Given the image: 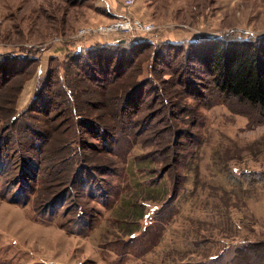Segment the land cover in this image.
Returning a JSON list of instances; mask_svg holds the SVG:
<instances>
[{"label":"rangeland","instance_id":"obj_1","mask_svg":"<svg viewBox=\"0 0 264 264\" xmlns=\"http://www.w3.org/2000/svg\"><path fill=\"white\" fill-rule=\"evenodd\" d=\"M124 16L154 31L95 32ZM217 37L264 40V0H0V264H264V115L189 96L206 77L178 79L185 54L154 62ZM119 42L143 43L113 86L69 67ZM143 82L134 126L79 131Z\"/></svg>","mask_w":264,"mask_h":264},{"label":"trees","instance_id":"obj_2","mask_svg":"<svg viewBox=\"0 0 264 264\" xmlns=\"http://www.w3.org/2000/svg\"><path fill=\"white\" fill-rule=\"evenodd\" d=\"M204 41L199 40L189 44H163L159 46L154 62L163 60L165 53L172 49L177 52L174 58L176 62L182 54H185V57L181 60L182 63H179L175 69L176 73L181 74L178 79L183 80L188 71V64L190 67L196 66L198 68L193 71L198 72L199 77L201 75L206 77L204 79L206 80L205 84L196 86V88L191 89L192 83L187 82L188 89L193 90L189 96L199 97L204 105L209 101V96H213L217 99L216 102L224 105H227V102H232V105L227 106L231 110L235 106H246L247 108L257 109L264 115V40L228 42L217 37ZM141 43L131 45V43L119 42L99 49H91L88 54H77L70 62L68 61L69 67L73 71L77 70L83 80L91 83L97 89L105 90L109 85L113 86L120 78L124 77L126 57L135 51ZM149 43L152 46L154 45L151 42ZM83 57L87 59L86 63L83 61ZM115 62L116 67L113 66ZM161 63H165V61ZM61 80L65 89L72 87L71 81ZM145 85L146 82L135 85L132 93L126 94L123 100L125 103H121L119 107L116 105L115 109H117L119 116L108 128L89 120L75 121L79 131L82 129L85 135L97 134L98 136L101 132L103 134H106V132L111 134L112 132V135L115 132L123 133L125 127L134 124L129 121L128 109L131 108L133 101L138 97L137 92L143 91ZM69 90L68 95L73 101L72 91ZM153 92H158V89L154 87ZM43 93L44 91L39 95V100H41L39 102L45 100ZM136 112L134 111V114ZM126 117L128 122H125Z\"/></svg>","mask_w":264,"mask_h":264},{"label":"built area","instance_id":"obj_3","mask_svg":"<svg viewBox=\"0 0 264 264\" xmlns=\"http://www.w3.org/2000/svg\"><path fill=\"white\" fill-rule=\"evenodd\" d=\"M133 0H127V5H132ZM154 31V26L151 23H145L137 18L124 17L117 20L115 23L109 26H101L95 30V32L102 33L104 35H130V34H150ZM91 31H84L85 34Z\"/></svg>","mask_w":264,"mask_h":264},{"label":"crops","instance_id":"obj_4","mask_svg":"<svg viewBox=\"0 0 264 264\" xmlns=\"http://www.w3.org/2000/svg\"><path fill=\"white\" fill-rule=\"evenodd\" d=\"M118 16H119V17H122V16H120V15L117 14V17H118ZM124 17H125V16H124ZM129 17H130V16H129Z\"/></svg>","mask_w":264,"mask_h":264}]
</instances>
